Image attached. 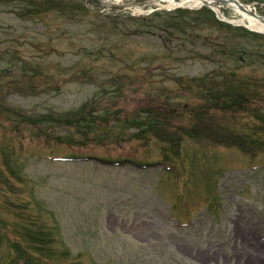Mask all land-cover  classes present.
<instances>
[{
	"label": "rangeland",
	"instance_id": "rangeland-1",
	"mask_svg": "<svg viewBox=\"0 0 264 264\" xmlns=\"http://www.w3.org/2000/svg\"><path fill=\"white\" fill-rule=\"evenodd\" d=\"M176 2L0 0V264H264V32Z\"/></svg>",
	"mask_w": 264,
	"mask_h": 264
},
{
	"label": "bare ground",
	"instance_id": "bare-ground-1",
	"mask_svg": "<svg viewBox=\"0 0 264 264\" xmlns=\"http://www.w3.org/2000/svg\"><path fill=\"white\" fill-rule=\"evenodd\" d=\"M168 1L171 4L170 7L178 4V2H176V0H168ZM180 3L185 4V5L190 4V5H198V6L205 4V3H209L211 6L216 4L215 0H181ZM239 3L240 2L237 0H227V4H229V6L235 7L236 11L243 15L240 19L232 20V21L240 22L243 25H246V26H249L253 29L264 32V18H260V17L256 16L254 14V11L251 9V6H249L247 4L240 5ZM214 7L219 11V8L216 5H214ZM220 13H222V12H220ZM221 16H225V14L224 15L221 14Z\"/></svg>",
	"mask_w": 264,
	"mask_h": 264
},
{
	"label": "trees",
	"instance_id": "trees-1",
	"mask_svg": "<svg viewBox=\"0 0 264 264\" xmlns=\"http://www.w3.org/2000/svg\"><path fill=\"white\" fill-rule=\"evenodd\" d=\"M243 58V57H242ZM150 128L154 131V128L153 126L151 127V125H149ZM193 137V136H192ZM162 140H164V142L168 141L169 140V137L165 136V137H162Z\"/></svg>",
	"mask_w": 264,
	"mask_h": 264
}]
</instances>
